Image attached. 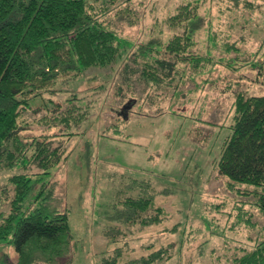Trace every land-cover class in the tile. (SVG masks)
<instances>
[{"label": "rangeland", "instance_id": "rangeland-1", "mask_svg": "<svg viewBox=\"0 0 264 264\" xmlns=\"http://www.w3.org/2000/svg\"><path fill=\"white\" fill-rule=\"evenodd\" d=\"M185 1L134 0L132 7L142 18L121 34L138 44L155 22L167 27L163 20ZM199 12L207 22L195 36L193 53L210 52L215 61L235 55L244 61L262 59L263 5L250 15H240L231 0H201ZM226 41L234 42L239 52L227 54ZM224 59L195 74L186 68L181 81L165 90L140 79V66L132 56L90 67L68 86L70 97L74 90L84 108L63 114L80 118L81 112H88L71 122V135L64 125L52 122L54 112L23 110L28 124L22 133L44 135L52 148L61 151L50 182L56 200L66 208L73 236L68 264H101L115 247H120L123 257L117 264L160 247L168 252L156 264H232L264 239V216L252 205L253 196L231 190L216 167L235 94H262L264 85L257 70L239 67L232 60L225 64ZM55 94L44 95L60 103L59 111L66 109L63 98L68 94ZM22 172L40 169L31 165L27 170L0 171V212L10 208L9 174ZM141 180L154 187L162 221L125 226L116 219L114 205L121 208L129 193L126 186ZM3 250L8 255H0V262L10 264L15 253L9 247ZM67 262L63 259L60 264Z\"/></svg>", "mask_w": 264, "mask_h": 264}, {"label": "trees", "instance_id": "trees-1", "mask_svg": "<svg viewBox=\"0 0 264 264\" xmlns=\"http://www.w3.org/2000/svg\"><path fill=\"white\" fill-rule=\"evenodd\" d=\"M231 1L240 15H250L264 6V0ZM133 2L0 0V171L27 170L31 165L40 169L33 174L11 173L7 178L13 195L9 210L0 212V255H8L3 247L11 248L15 253L12 264H60L63 259H68V264L73 246L66 208L56 200L55 185L50 182L51 168L59 163L61 151L52 148L51 139L44 135L22 133L28 124L23 110L54 112L52 122L64 125L71 135V122L80 121L88 112H81L80 118L63 114L83 107L73 89L74 97H70L68 86L90 67H105L132 56L140 66V79L156 90H165L181 81L186 68L195 74L224 59L215 61L210 52H192L195 36L207 22L199 12L201 0L179 3L163 20L167 27L162 21L155 22L138 44L121 34L142 18L132 7ZM177 28L182 31L175 32ZM205 28L209 31L210 24ZM208 38L216 43L213 34ZM263 45L264 34L259 48ZM223 47L227 54L239 52L234 42L226 41ZM224 60L225 64L232 60L239 67L257 70L264 85V51L261 60L244 61L238 55ZM56 92L68 94L63 98L67 108L62 111L60 103L44 95ZM230 119L217 170L227 177L231 190L253 196L252 205L264 216V93L237 92ZM126 187L129 193L121 201L122 207L114 205L116 219L125 226L160 223L162 209L155 204L151 182L133 181ZM167 252L166 247H160L123 264H156ZM121 257L120 247H115L101 264H117ZM232 264H264V239Z\"/></svg>", "mask_w": 264, "mask_h": 264}]
</instances>
